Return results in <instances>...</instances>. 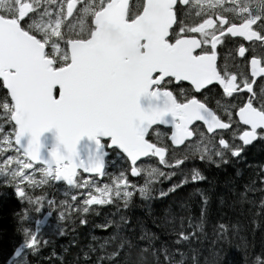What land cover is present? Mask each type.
Here are the masks:
<instances>
[{"label": "snow or ice", "instance_id": "6c2138e0", "mask_svg": "<svg viewBox=\"0 0 264 264\" xmlns=\"http://www.w3.org/2000/svg\"><path fill=\"white\" fill-rule=\"evenodd\" d=\"M193 12L196 19L189 20ZM227 37L241 38L231 43L250 65L251 79L247 70L231 73L218 65V46ZM257 77H264V0H136L135 4L130 0H0L3 184L14 187L15 195L28 204H39L40 197L33 200L27 189L51 181L64 182L69 188H93L96 194L85 193L75 208L84 213L93 211L92 205L117 199L127 207L134 190L147 199L148 185L138 187L127 178L129 172L131 177L141 174L138 162L144 163L142 158H157L169 169L189 159L187 153L179 157L176 148L166 159L168 148L151 138L153 134L159 137L153 126H168L173 146L188 148L194 137L205 143L200 159L217 167L228 164L229 155L240 158L247 146L264 142V99L257 106L252 83ZM173 82L180 84L179 95L168 88ZM215 85L231 98L226 101V120L207 105L213 91L209 86ZM234 93L241 94L239 103H233ZM244 94L250 95L245 98ZM226 132L231 134L230 140L225 138ZM45 133L52 134L48 147L41 140ZM217 138L219 148L215 147ZM209 142L213 143L211 149ZM108 149L125 161V171L103 186L88 177L76 179L81 170L103 177ZM176 174L157 167L147 173L152 179L166 180ZM180 175L167 191L158 192L160 198L177 193L189 175L192 182L207 179L195 169L190 174L180 169ZM249 190L240 193L239 202H250ZM198 194L203 201L202 223L193 231L203 233L210 196L204 191ZM71 199L76 201L77 195ZM34 211L41 213L42 209L37 206ZM254 217L251 223L264 229V199ZM174 219L167 223L171 225ZM86 223L80 219L81 225ZM98 227L106 230L108 225ZM180 227V231L170 228L177 237L173 243L187 245L191 239L199 240V235ZM240 227L239 223H219L213 230L215 242L230 240ZM18 231L24 236L21 248L39 255L37 232L23 224ZM59 234H65L63 229ZM108 242L99 245L103 255L95 264L105 259L110 264H142L141 256H132L130 241L122 240L110 252L105 247ZM244 247L247 251L246 241ZM21 248L15 250L16 257L21 256ZM96 251L90 245L85 260ZM159 251L165 264H202L195 251L191 256L181 248L173 253L165 247ZM174 254L180 258L175 259ZM203 264L217 261L206 258ZM247 264H264V254Z\"/></svg>", "mask_w": 264, "mask_h": 264}, {"label": "trees", "instance_id": "16d2710c", "mask_svg": "<svg viewBox=\"0 0 264 264\" xmlns=\"http://www.w3.org/2000/svg\"><path fill=\"white\" fill-rule=\"evenodd\" d=\"M3 98V90H0V103L3 102ZM199 145L201 146L198 147L199 150L196 148L177 151L176 154L181 158L185 153L189 156V159L179 167L162 169L155 161L149 164L151 165L149 168L145 167L146 171H143L142 177L138 180V187L148 185L147 199L141 198L134 190L127 207L123 201L117 199L103 206L92 205L90 208L93 211L88 213L75 210L84 198V191H79L76 194L77 200L72 201L70 195L72 190L59 185L52 191L49 182L27 189L33 200L40 197L39 204H28L27 200H21L15 195L14 187L3 184V176L0 175V264H6L14 251L23 245V232L18 231V226L23 224L30 231H34L35 221L48 211L52 212L51 219L38 233L39 255L24 249L21 258L17 260L22 264H95L97 257L103 255L99 245L105 240H109L105 246L108 252L116 248L122 240L130 241L133 245L132 256L134 258L141 256L142 264H165V256L159 251L162 247L167 248L169 253L181 248L188 252L189 256L195 251L200 255L202 264L206 258H214L217 264H247L249 260L261 256L264 254V229L256 228L251 221L255 218L254 213L258 210L261 199H264V184L261 183L264 178V142L257 141L247 146L240 158H232L229 155L230 162L219 167L215 163L200 159V152L206 145L200 142ZM207 145L209 149L213 147L211 143ZM153 167L165 172L175 171L177 174L170 180L158 176L152 179L147 173ZM180 169L189 174L195 169L207 179L192 182L189 175L188 182L177 193L160 198L158 196L160 190L167 191L172 182L182 178ZM245 188L251 189L247 192L250 202L241 203L240 193ZM200 191L210 196L206 220L203 221V233L193 231L197 224L202 223L203 201L198 194ZM50 198L52 205L48 203ZM37 206L41 207V213L34 211ZM81 218L87 223L81 225ZM170 218H175L171 225L167 223ZM221 222L239 223L241 227L230 240L225 239L216 243L213 230ZM181 224L183 231L190 232L193 236L199 235V240L191 239L187 245L173 243L177 237L170 228L180 231ZM98 225L108 227L105 230ZM61 229L65 234H59ZM113 234L115 237L109 239ZM245 241L247 251L244 247ZM90 245L97 251L89 253L85 260L84 253L88 252ZM174 258L180 257L174 254ZM102 264L110 262L105 259Z\"/></svg>", "mask_w": 264, "mask_h": 264}, {"label": "flooded vegetation", "instance_id": "af4514ba", "mask_svg": "<svg viewBox=\"0 0 264 264\" xmlns=\"http://www.w3.org/2000/svg\"><path fill=\"white\" fill-rule=\"evenodd\" d=\"M194 19H196V17H195V13L193 12L189 17V20H194ZM233 39L240 40L241 38L227 37L226 42L223 45L218 46L219 54H218L217 63L221 67L222 71L239 73L247 70V75L251 79L250 65L247 62H244L243 58L239 57L236 54V49L238 46L231 43ZM245 43L247 44L250 42H245ZM182 83L186 84V82H182ZM252 83L255 91V99L257 101V106H259L260 98L264 99V87H262V85H264V77H257L255 81H252ZM209 87H212L213 91L207 97V105L210 107V109L216 111L226 120L227 117L225 115V110L229 107L226 101L230 100L231 98L225 97L223 95L222 89L219 88V85L209 86ZM168 88L169 90H175L174 94L179 95V88H180L179 83L173 82L171 85H168ZM244 95L246 98V96L250 94H244ZM234 96H236V100L233 103H239L241 94L234 93ZM230 136H231L230 133L228 132L225 133L226 139L229 138ZM216 142H218V138Z\"/></svg>", "mask_w": 264, "mask_h": 264}, {"label": "water", "instance_id": "95a60500", "mask_svg": "<svg viewBox=\"0 0 264 264\" xmlns=\"http://www.w3.org/2000/svg\"><path fill=\"white\" fill-rule=\"evenodd\" d=\"M143 103V101H142ZM52 138V134L51 133H45L44 136L41 138L42 143L44 144L45 147H48L50 145V141ZM181 146V145H180ZM177 147V146H176ZM179 147V146H178ZM91 175V174H89ZM101 178V177H99ZM59 183V182H56ZM50 218V213L45 214L41 220L39 221L38 225H42L45 224ZM18 257H16L15 253L12 255V257L7 261V264H12V261L17 259Z\"/></svg>", "mask_w": 264, "mask_h": 264}, {"label": "bare ground", "instance_id": "6f19581e", "mask_svg": "<svg viewBox=\"0 0 264 264\" xmlns=\"http://www.w3.org/2000/svg\"><path fill=\"white\" fill-rule=\"evenodd\" d=\"M261 99H263V98H260V100H261ZM47 213H49V212H46V213L44 212V213H43V214H42L37 220L40 221L41 217H42L43 215L47 214ZM37 220H36V221H37ZM36 221H35V223H34V231L37 232V230H38V228H39V225L36 223ZM20 247H21V246H20ZM24 249H26V248H23V250H24ZM27 250H28V249H27ZM22 254H23V253H22ZM24 255H25V254H24ZM24 255H23V256H24ZM24 257H25V256H24ZM32 263H33V262H32Z\"/></svg>", "mask_w": 264, "mask_h": 264}, {"label": "rangeland", "instance_id": "374dc122", "mask_svg": "<svg viewBox=\"0 0 264 264\" xmlns=\"http://www.w3.org/2000/svg\"><path fill=\"white\" fill-rule=\"evenodd\" d=\"M1 177V176H0ZM37 179H39V175L37 174V177H36ZM94 182V181H93ZM95 183V182H94ZM106 183H111V181H106V182H102L101 184H98V185H100V186H103V184H106ZM96 184V183H95ZM89 189V192H92L93 194H96L95 192H94V189L93 188H88Z\"/></svg>", "mask_w": 264, "mask_h": 264}]
</instances>
